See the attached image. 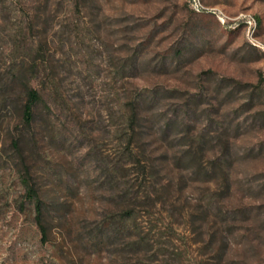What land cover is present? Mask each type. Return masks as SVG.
<instances>
[{"label": "rangeland", "instance_id": "1", "mask_svg": "<svg viewBox=\"0 0 264 264\" xmlns=\"http://www.w3.org/2000/svg\"><path fill=\"white\" fill-rule=\"evenodd\" d=\"M199 1L0 0V264H264V0Z\"/></svg>", "mask_w": 264, "mask_h": 264}, {"label": "trees", "instance_id": "2", "mask_svg": "<svg viewBox=\"0 0 264 264\" xmlns=\"http://www.w3.org/2000/svg\"><path fill=\"white\" fill-rule=\"evenodd\" d=\"M25 75V72L18 71L12 75L9 83V88L18 87V95L8 102L9 107L18 114L19 124L22 128L27 129V133L22 129L11 139L13 148L17 152L21 151L20 143L28 142L32 139V135L28 130L31 129L36 119L37 106L42 104L40 92L25 80ZM6 103L4 102V104ZM23 180L28 185L24 191V196L32 202L36 225L42 238L45 239L48 235L45 206L38 197L37 190L31 186L29 179L24 178Z\"/></svg>", "mask_w": 264, "mask_h": 264}, {"label": "built area", "instance_id": "3", "mask_svg": "<svg viewBox=\"0 0 264 264\" xmlns=\"http://www.w3.org/2000/svg\"><path fill=\"white\" fill-rule=\"evenodd\" d=\"M189 2L192 5V7L196 10H199V8H201V4L199 0H189Z\"/></svg>", "mask_w": 264, "mask_h": 264}]
</instances>
